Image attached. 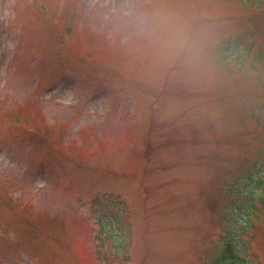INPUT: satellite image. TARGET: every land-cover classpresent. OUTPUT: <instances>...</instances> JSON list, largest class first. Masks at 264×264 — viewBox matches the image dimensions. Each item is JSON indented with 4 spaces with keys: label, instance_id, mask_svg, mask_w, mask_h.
<instances>
[{
    "label": "rangeland",
    "instance_id": "1",
    "mask_svg": "<svg viewBox=\"0 0 264 264\" xmlns=\"http://www.w3.org/2000/svg\"><path fill=\"white\" fill-rule=\"evenodd\" d=\"M241 3L0 0V264H215L264 146ZM239 238L264 264V221Z\"/></svg>",
    "mask_w": 264,
    "mask_h": 264
},
{
    "label": "trees",
    "instance_id": "2",
    "mask_svg": "<svg viewBox=\"0 0 264 264\" xmlns=\"http://www.w3.org/2000/svg\"><path fill=\"white\" fill-rule=\"evenodd\" d=\"M253 3L258 7L260 3H264V0H253ZM261 149L257 179L251 183L254 176H250L240 185L231 184L225 190L226 210L230 215L223 220L226 222L228 219L229 230L224 225L222 226L225 227L221 240L224 250L217 257L215 264H245V260L236 254L240 247V240L232 234V227L234 225L244 234L254 229V226L264 217V147ZM115 217L112 213L111 219ZM241 218L244 220L239 222ZM109 227L113 228V225Z\"/></svg>",
    "mask_w": 264,
    "mask_h": 264
}]
</instances>
